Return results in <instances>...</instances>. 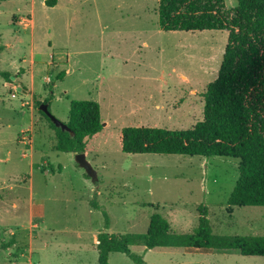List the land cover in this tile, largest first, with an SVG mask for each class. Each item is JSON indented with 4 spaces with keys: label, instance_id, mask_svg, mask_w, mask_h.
<instances>
[{
    "label": "rangeland",
    "instance_id": "1",
    "mask_svg": "<svg viewBox=\"0 0 264 264\" xmlns=\"http://www.w3.org/2000/svg\"><path fill=\"white\" fill-rule=\"evenodd\" d=\"M159 1H0V74L12 75L0 77V264H98L99 233L144 234L155 213L172 232L193 233L201 204L215 234L264 237L263 207L227 211L239 159L128 155L119 147L126 127L180 131L201 121L228 43L227 31L163 32ZM74 100L101 107L104 128L85 153L95 182L74 153L57 150L36 105L48 101L67 123ZM92 202L108 212L109 228ZM131 251L146 264H264L235 250ZM109 264L135 263L113 253Z\"/></svg>",
    "mask_w": 264,
    "mask_h": 264
},
{
    "label": "trees",
    "instance_id": "2",
    "mask_svg": "<svg viewBox=\"0 0 264 264\" xmlns=\"http://www.w3.org/2000/svg\"><path fill=\"white\" fill-rule=\"evenodd\" d=\"M236 1L237 7L233 9H227L225 0L159 1L157 13L163 32L227 31L229 38L223 61L217 79L203 94V119L195 126L180 131L130 126L124 128L118 137L121 151L128 155L239 159V179L227 208L230 214L237 207L264 208V0ZM45 3L54 7L57 0ZM1 51L0 48V55ZM64 75L65 72L61 73L58 79ZM11 76L8 72L0 74L5 80H11ZM36 105L40 107L42 103L36 102ZM40 113L55 131L56 148L63 153H86L89 141L99 136L104 128L100 104L94 100L71 102L66 125L74 136L57 128L47 115ZM91 205L103 211L109 228L108 212L96 202ZM199 213V224L193 233L172 232L168 221L158 213L152 215L144 234L99 233L98 264H109L113 253L125 254L135 264H146L142 257L132 253L133 246L147 250H235L246 257H264V237L230 239L217 235L208 219V207L201 204Z\"/></svg>",
    "mask_w": 264,
    "mask_h": 264
},
{
    "label": "water",
    "instance_id": "3",
    "mask_svg": "<svg viewBox=\"0 0 264 264\" xmlns=\"http://www.w3.org/2000/svg\"><path fill=\"white\" fill-rule=\"evenodd\" d=\"M39 110L42 111L45 115L49 117L51 122L57 127L60 128L62 131L70 132L72 136H74V133L71 132L69 127L66 125V123L61 122L58 120L55 116L52 115V113L49 110V105L47 103L40 105ZM75 161L76 163L85 170L86 175L92 179L94 182L97 181V173L93 169L91 163L87 160L85 153L75 154Z\"/></svg>",
    "mask_w": 264,
    "mask_h": 264
},
{
    "label": "crops",
    "instance_id": "4",
    "mask_svg": "<svg viewBox=\"0 0 264 264\" xmlns=\"http://www.w3.org/2000/svg\"><path fill=\"white\" fill-rule=\"evenodd\" d=\"M47 1V0H46ZM60 3V0H57V4L54 6V7H56L58 4ZM52 8V7H51ZM22 23H24V22H22ZM21 23V24H22ZM40 217H42V211H39V214H38Z\"/></svg>",
    "mask_w": 264,
    "mask_h": 264
}]
</instances>
